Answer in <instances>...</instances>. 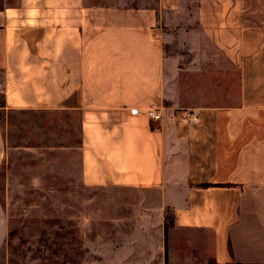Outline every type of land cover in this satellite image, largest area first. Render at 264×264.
<instances>
[{"label": "crops", "instance_id": "crops-1", "mask_svg": "<svg viewBox=\"0 0 264 264\" xmlns=\"http://www.w3.org/2000/svg\"><path fill=\"white\" fill-rule=\"evenodd\" d=\"M181 1L0 0V109L76 116L78 182L113 193L107 264H264V0H196L226 68L188 89L162 37Z\"/></svg>", "mask_w": 264, "mask_h": 264}, {"label": "rangeland", "instance_id": "rangeland-1", "mask_svg": "<svg viewBox=\"0 0 264 264\" xmlns=\"http://www.w3.org/2000/svg\"><path fill=\"white\" fill-rule=\"evenodd\" d=\"M195 10L196 0H182L179 11L165 15L162 25L171 67L179 72L174 82L187 89L217 82L219 68H226L219 49L196 27ZM191 36L195 43L189 42ZM0 126L8 148L0 167V200L8 222L0 264H107L113 193L78 182L76 116L0 109ZM48 144L51 152L43 155ZM30 145L36 148L22 149Z\"/></svg>", "mask_w": 264, "mask_h": 264}, {"label": "built area", "instance_id": "built-area-1", "mask_svg": "<svg viewBox=\"0 0 264 264\" xmlns=\"http://www.w3.org/2000/svg\"><path fill=\"white\" fill-rule=\"evenodd\" d=\"M130 113H134L135 109L130 108L129 109ZM151 121H157L160 118L159 111L158 109L155 108H146L143 112Z\"/></svg>", "mask_w": 264, "mask_h": 264}]
</instances>
